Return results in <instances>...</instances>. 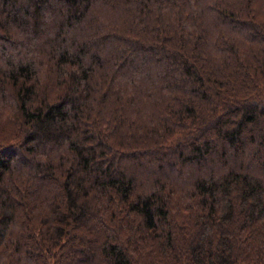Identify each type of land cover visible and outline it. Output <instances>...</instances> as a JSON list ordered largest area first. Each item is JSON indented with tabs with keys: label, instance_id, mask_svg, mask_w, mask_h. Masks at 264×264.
<instances>
[{
	"label": "trees",
	"instance_id": "16d2710c",
	"mask_svg": "<svg viewBox=\"0 0 264 264\" xmlns=\"http://www.w3.org/2000/svg\"><path fill=\"white\" fill-rule=\"evenodd\" d=\"M0 264H264V0H0Z\"/></svg>",
	"mask_w": 264,
	"mask_h": 264
}]
</instances>
